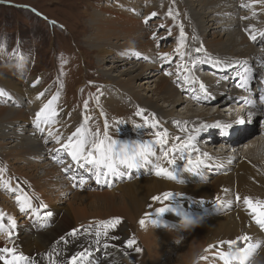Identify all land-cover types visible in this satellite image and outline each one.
<instances>
[{"label":"rangeland","instance_id":"1","mask_svg":"<svg viewBox=\"0 0 264 264\" xmlns=\"http://www.w3.org/2000/svg\"><path fill=\"white\" fill-rule=\"evenodd\" d=\"M188 1L191 3L190 0ZM188 1L187 0H0V90H3L4 92V95L0 96V106L10 107V108L16 107V109L24 110L25 115L27 114L25 118L20 117L18 121L13 120L12 118L11 120L7 118H3L4 120L3 119L0 120V130H1L0 139L2 141L7 142L8 139H6V137H3L2 133L5 132L7 136V134L9 135L8 132H14L16 140L15 139L12 140L13 143L18 144V143L28 142L30 140L34 141V139H36V141H39L40 143V146L36 144L37 149L33 151V150H29L28 148L24 149V147H19V148L15 146L9 147L11 144L9 143V141L8 144H4L5 142L2 143L0 140V166H1V162L3 161L4 163L8 164L11 170L13 169L16 171V173L22 174L25 178L31 180L33 187L37 189V192L42 197L43 201H40V203L46 202L47 204H50L48 211L52 212V215L46 217V219L41 214L40 216L44 218L43 220L41 219L38 221L30 220L29 222H35V223L27 226L28 224L27 211H21L20 208H18L17 205L14 202H12L13 194L6 191L0 192L1 195L0 213H2L5 217L4 230H0V248L3 247L12 248L14 246V248L17 250H23V249L26 250V246L25 244H23V238H22L23 232L27 231L31 234L30 236H33L34 238H38V235L40 233H43L44 231L46 232L54 228L55 224L61 219L63 215L62 212H65V210L68 208L69 202L73 200L72 195L74 192H71L72 194L68 193L67 195H64L63 194L64 192L61 191L62 190L61 187L54 186L52 187L53 189L49 187V189L54 192V194L51 193V197L57 196L59 198H62L63 200H60V202L57 201V204L50 202L48 198L49 195L45 194L40 189H38L37 186L34 185L33 183L34 181L33 178L23 173L24 171L23 169H21V167H23L24 164L27 165L28 167V164L30 163L31 165L36 166L37 169L40 170L39 172L43 180L50 179L53 176L60 178L62 176H65L66 174V173H62V170L59 166L61 164L60 163L61 157L58 155V153L52 152L53 149H56L55 146L56 142L52 141L51 140L52 137L46 134L43 130H40L42 129L41 127H43L41 124L39 127L37 124L32 122L30 115L36 114L37 111L36 110L34 111L33 109L34 103L31 100L30 95H33L36 92H38L39 94L44 93V95L40 97L42 100H47V101L54 95L58 97L57 100L55 101V106L52 108L53 111L59 108L56 111L57 114L55 115L56 116L55 122H57V119L60 118V123L59 125L56 126V128L59 127V130H61L62 132L68 131L66 133L61 132L59 135L61 137H68L72 132L75 131L74 130L75 126H73L72 124L76 122V119L80 120V123L82 122L77 127H82V130L88 127L89 128L88 130H90L91 133H95L97 130H99L101 138H103L102 136L104 132L105 121L109 126L108 128L109 134H112L113 137L116 138L117 140L122 139V141H125V139L128 140L131 139L129 137L135 138L136 135L138 134H145L146 130L144 127L137 129L135 125L136 124L143 125L145 124V119L152 117L158 121L159 120L158 117L163 115L156 110L150 109L145 103L138 101L133 94H130V96H128L119 93L118 87L114 82L112 83L107 82L108 78L109 79L111 78L110 75L107 74L108 68L113 66L112 64H114L113 62L114 60H119L118 56H123V60H119L120 62H123L124 60H131L132 62L129 65L123 64L124 65L123 67L117 68L116 69L117 71H115L113 75H117L119 73V70H123L124 68L130 66H133L134 74H136L137 73L136 69L140 66V61H141V57L139 56L142 57L145 56L144 52L141 51L147 50L148 47H150L151 49L154 47L156 49L155 44L157 43H159L158 44L159 51L161 50L163 53H167L168 55H171L172 53L171 54L169 53L170 51H172V49L175 48L176 43L174 41L175 37L173 36H169V37L167 36L166 39L163 38V36H166L165 34L168 32V29H175L177 35H181V33H179L180 27L185 28V26L192 25V28L189 29L185 28L188 33L194 34L193 37L188 36V40L190 39L189 43L194 44L192 46L196 47L200 42H202V40L204 41L203 33H201L200 31L202 29V26L201 24L200 25L198 24L200 23V21L198 18H195L194 16L195 14L194 15L192 14L193 11L192 13L190 12L192 7L189 6ZM239 2L241 3L239 4ZM180 5H183V8L185 6V8L183 9L179 7ZM242 5H248V6L244 7ZM249 5L250 2L248 3L245 0H219L217 1V3L214 4V7L212 4V6L210 5L205 10V11H209L211 9H216V6L218 7V11L220 10L219 8L221 7L222 8L233 7L236 9V13L235 10L233 9L234 14H237L238 10H243L248 15L244 17L240 22L238 21L240 24H238L236 28L234 27L235 30H232V32H235L236 41L238 43L237 46L240 49V51L237 50L236 53L233 54L231 53L232 51L230 52L229 50L226 49H218L216 51H212V54H210L209 50L205 47V43H203L201 47L197 48L199 49V52L197 51L196 48L191 47L192 48L191 54L195 55L196 57L198 56L202 57L204 59L203 61L200 62V65L202 67L204 66L203 69H207L206 71L201 70L202 71L201 74L207 76L206 79H208L209 77L211 79H214L213 77L215 78L217 77L218 79L220 78L222 80V76H224L225 73L229 72V68L233 71L238 70V64L235 63L240 62L241 61L240 59L243 60L246 58L243 55L242 57L239 58L238 56L235 57V55L241 54L240 53L241 51L246 50L245 47L248 48L246 51L247 53L246 52L244 53L246 54V56H248L247 60L254 59L255 61L256 60L258 61L260 54L264 55V44L260 42V39L258 37L255 41L250 39V33L256 35V31L253 27V21L254 22L257 21L256 24L259 23L260 26H263L264 15H260L257 13L254 15L252 14V17L249 16L253 11L252 6H254L253 4L250 6ZM173 12H175L176 15ZM150 13L151 14L156 13V15L155 16L146 15ZM220 13H223V16H226L227 14L232 13V11L228 12L225 10H221ZM179 14L180 16L178 18L177 15ZM165 15H166V19L164 17ZM168 15L170 18L168 17ZM231 15L232 14H229L227 17L235 18V20L238 18V16H234V15L231 16ZM188 16L190 17V19H188ZM138 19H140L141 22L140 21H138L137 23L134 22L135 20ZM217 19H219V17ZM104 20L106 22H104ZM172 20H174L175 23ZM110 22H113L114 24ZM117 22L119 25L116 24ZM124 22H130V23L132 22V24H138L141 29H144V31L147 30L150 32L151 30L153 32L152 41L154 44L149 40V38L147 39V44L142 46L143 48L134 47L138 44L137 42L135 44V39H132L131 41H129L130 43L129 42L127 43V44H132L131 48L126 49V51L130 56L129 59H126V57H124L125 54H123L121 51L124 50L121 49L123 47V42H125L124 44H126L128 37H130V32L125 31V29L124 30L120 29V24L121 23L123 24ZM155 22L160 24V27H158L157 29H153V27L156 26ZM104 23H106V25ZM248 23L251 25L247 26ZM101 25H105L107 27V29L105 30V32H107L105 33L107 36L106 38L102 36L98 37L101 33H104L99 29ZM116 26H118V29H120L118 30L120 34L119 36H117L118 34H116L112 37L113 39H110L111 35L114 33V31L117 28ZM198 26L200 29L197 28ZM194 29L196 30L195 32ZM222 30H223L222 33H228V32L231 33V30L229 29L223 28ZM127 33L129 35H126ZM186 33L183 36L184 38L187 39ZM157 37H158L157 41L154 40ZM98 41H103L104 43ZM109 43H112L113 45H115V47L111 48ZM227 43L229 42H226L225 45H227ZM250 47H253V49H251ZM158 49L156 50L158 51ZM176 49L177 48H175L174 50L175 52ZM177 57L180 56H176L173 60L164 61L162 65L158 66L157 64L156 66L153 67L150 66L146 69V71L141 72L138 76L153 77L154 75H156L154 76V79L156 78L158 79L162 75L165 76V74H167L168 72L173 71L170 69V67L173 65V61L176 60ZM211 57L215 58V60L217 61L224 63L226 68L222 72H217V71L213 72L208 70V67H206V65H208L209 67L210 65H213L215 68L217 67L216 64L209 61ZM261 59L262 61L264 60L263 58ZM163 65L166 66L163 67ZM232 65L234 66L233 68L231 67ZM161 68L164 70H162ZM153 70H156L155 74L152 73ZM232 75L233 72L231 76ZM175 76L176 75L172 74L171 76H168V78L174 81ZM231 76L226 78L230 79ZM12 81H14V83L16 84H11ZM224 87H226V85H224L223 83L221 84V82L216 84L217 90L222 88V91H224L223 92L224 95L222 97L219 98L218 94L213 92L214 96L218 97L216 100L212 98L209 99L201 98L199 100H196V103L194 102L196 104L194 106L190 103L191 99L193 98H191L190 100L187 99L188 91L183 90L180 92L179 90L180 93L179 95L182 96L183 99L189 100L188 102H183L177 108L176 115H178L179 117L185 116L184 112L187 111L188 106L190 104V106L193 107L192 109L193 113L199 112L202 109L204 110V112L205 111L207 113L209 112L208 113L210 115L209 120H211V125L213 128L220 129L222 128L223 125H229V123L227 122L229 120H230L229 122L232 121L236 122L240 119L244 120L243 124H239L236 127L230 125L226 134H224L221 130H219V133L216 130L214 131L215 134H213L212 131H210L211 130L210 128L203 127V130L200 131L201 137L199 141L202 145L201 148L213 147L211 149H214L215 151H220L222 149H225L226 148L225 146L227 144L225 142L226 141L225 139L228 138L230 134L231 136L229 138L234 139L235 142H237V144L241 146L242 144L240 143L247 141L250 138V136L255 134L250 138V140L254 141L257 139V137H259L260 133L263 135L262 131L256 134V132L258 131L257 121L254 119V117H252L251 119L248 118V114L251 111L246 109L245 102L244 103L237 102L236 99L230 98L231 96L235 95V92L237 91H233L234 93L231 94L229 92L230 89L228 88L223 89ZM143 92L145 91H142V93ZM222 98L224 100H221ZM112 100L115 102H110ZM85 102H87V107H85ZM57 103H60L59 107ZM160 103L164 104L163 102ZM219 107L221 108L218 109ZM227 108L228 109L232 108L233 110L228 111ZM138 109H142V110L146 109L147 112L144 113V116L142 115L137 116L136 112ZM239 113L241 114L239 115ZM47 114L49 116H52L50 113ZM215 115L218 116L221 115L223 119L220 116L219 119V117ZM68 116H71L70 118H72V119L69 118L70 121L69 120L67 121L70 124H67L66 120H64L67 119ZM91 116L93 121L90 122L88 120L91 118ZM200 116L202 117V115ZM118 119H121V121L118 122ZM200 119L198 123L199 126L197 125L198 129L202 128V126L204 125H207L206 117H202ZM10 122L13 123L9 125ZM217 124L221 125V127L220 128L216 127L215 125ZM242 125H244V127L240 129ZM36 126L37 128H35ZM262 126L263 123L260 125L259 128L260 130L262 129ZM158 128L162 130V128L159 127V125ZM177 137H179L181 139L180 142H182V139L187 140L189 136H187V138L184 139L183 136L176 135V137H174L173 139H168L169 142L164 146L163 150H169L173 147V145H176L177 148H179V140L177 139ZM210 138L213 139L212 142H209ZM136 139H141L140 141L143 140L140 137H136ZM214 146H216V148H214ZM41 149H44L45 150L44 152L48 151L50 154L47 156H45L44 154L39 155ZM243 150H245V148H243ZM11 151L16 154V157H14L13 154H11L12 153ZM262 151L264 153V149ZM179 152H180L179 150L175 152H170V155L177 156L181 153ZM228 152L232 153V151H228ZM54 154L56 159L54 161L52 160V162H54L55 166L49 169L50 172L40 169L39 165L44 164L46 158L53 157ZM218 155L219 154L217 153L208 154L206 155V157H208L209 160H211L212 162L215 161V166H217L219 165V162H216ZM20 157L21 159L18 160ZM229 158L230 156L228 157V159ZM37 159H39L40 161ZM67 161L68 162H66V166L72 164L69 162V160ZM215 166L213 168L208 169L207 172H205L204 170L201 172L205 177L204 180L208 179L206 181H210L211 183H214L216 177L222 175V172L218 171L216 173L214 171V169L216 168ZM19 169L22 170L23 172L20 171ZM124 172L126 173L127 170H125ZM134 172H137V170L136 171L134 170ZM49 173L50 176H47ZM190 174L194 175L193 171ZM202 176L199 174V177ZM194 177L191 176L188 177L187 179L185 178L180 183H188V184L189 182L192 183L194 182L193 179ZM167 181L172 183V181L169 180ZM134 182L135 181L132 180V183ZM71 187L73 190L77 189L72 185ZM93 189H99V188L97 187L96 184H94L92 179L89 183L83 185V190L87 191ZM172 190H167L164 192H171ZM120 193H118L117 195H119ZM163 193L159 195L162 197ZM179 194L180 195L178 197L175 196V199H180L181 196H183V198L187 202L186 208L192 209V211L188 214L191 216L193 211H196V213H198L197 217L199 216L198 221L207 220L208 218H212V217H218L217 215L220 214H216L215 210L219 211L220 205H223L225 203H228L231 209H234L232 206L233 199L221 203L219 200V203H217V198H216L215 203H217L218 208L215 209L216 205L212 203V198H208V197L206 198V196L204 198H197L187 193L185 194L179 193ZM117 199L118 201H120L121 200L120 196L117 197ZM162 200L163 199L158 201L159 205L166 204V202ZM84 201L85 200H82L77 204L78 205L80 204L81 207L84 206L91 207L92 209L91 211H98V209L99 211H102L110 208V207L106 208L103 205L101 206L100 203L97 202L89 203ZM260 202H263L262 199ZM159 205L157 204L153 208L152 207L146 208V210L150 212L149 215L151 214V212L155 211L158 208L157 206ZM167 206H169V204ZM7 207L9 209L11 207L13 211L15 208V214L17 215L16 216L17 219H15L13 213L10 210H8ZM203 208H206V210L203 211ZM245 216L247 218L244 221L243 230L250 231L253 217L250 214H247ZM8 217H13L16 221V227L13 229L14 231L12 230L11 238H9L8 236V228H7ZM141 217H143L142 213L138 217L137 223H131V224L127 223V220L124 221L120 217L121 223L118 225V228L116 230L110 229L108 232L110 235L106 236L107 238L110 239V241L113 242L111 247L116 248V250H121L123 246L124 248L126 247V250L124 249V257L129 259L130 261L126 264H151L152 262L148 259V250L146 249L145 245L143 244V241L141 240L142 238L140 236V231L143 233H149L150 231L159 229L161 227L162 230L176 232V233L173 232L175 235L162 234V237L159 240L158 244L160 246H158V251L160 252V254H163L161 264H164L163 261H167L166 263H168V258L170 264H178V260H177L178 248L186 239L187 235L185 236V232H187L186 231L187 228L191 224L193 225V223L196 224V222L198 221L195 220L197 219L194 220L191 219L189 221L190 224H186V225L171 224L169 222L161 223L160 222L162 220L161 219L158 222V225L156 224L150 225L145 223V225L142 227L139 223ZM109 218L112 217H108V218L93 217L91 219L89 218V219L77 221L76 220L77 218H75L74 216H69L66 223L70 228L67 229V231L70 230L71 228L73 229L76 227L79 230V228L83 226V228L79 230V232L76 235H80L81 232H87V233L89 232L92 233V235H88L87 237L91 239V237L94 236L93 233L95 232L96 229L95 227L93 228L85 227V224L87 223L94 224L97 221L100 220L103 221V219L107 220ZM170 228H172L173 230ZM64 233L61 236L65 238L63 241L64 242L63 246L59 244L58 241H60L61 238L58 237L59 239L57 238L52 243L51 245V248L53 247L52 249L49 246L48 248H44V250L39 249L37 251H32V252H29L27 250L26 251L29 252V254L31 253L30 254L31 257L32 255L34 257L40 255V257L44 259L45 257L55 258L57 256H62L64 255L65 249L72 248L70 254L73 255V253L75 254V249L73 245L66 240ZM241 233L242 232L239 231V234ZM237 234L238 233L232 236V240L225 238L221 240H216V242L210 246L207 245L204 246L201 250V254L197 257V259L202 264H246L247 259H249L248 263L250 264L254 263L253 260H255L254 258L258 256L259 254L258 252H260V250L253 249L251 252H249L250 256L243 259L240 256L241 254L237 250L239 249L238 247L239 243L245 244V242H243L242 239H238V238L244 236L249 237V235H247V233L244 236H240ZM112 236L114 237L113 240H111ZM104 237L105 236L102 235L100 238L104 239ZM128 239H134L136 241V243L131 248L127 247L126 241ZM120 240H122V242L120 243V246H118L119 244L118 241ZM228 241H237V242L235 243V245L234 244L229 245L227 243ZM247 241L250 243L249 240ZM137 247L142 249V251L137 252L135 250ZM98 249L99 248L95 247L93 248V250H90L88 252V254L84 258V264H101V261L106 260L107 258V253H108L107 251H110L112 248L108 247L106 251L98 250ZM59 252L62 255H60ZM68 253L69 252H66V254ZM228 253H232V255L230 257H226L225 254ZM197 259L195 260V262L197 261Z\"/></svg>","mask_w":264,"mask_h":264},{"label":"bare ground","instance_id":"2","mask_svg":"<svg viewBox=\"0 0 264 264\" xmlns=\"http://www.w3.org/2000/svg\"><path fill=\"white\" fill-rule=\"evenodd\" d=\"M190 1H191V3L188 1L189 6L192 7L190 12L192 13V11H193L192 14L193 15L195 14L194 15L195 18H198L200 21V23H198V24L199 25L201 24V26H202V29L200 31H201V33H203L204 41L202 40V42H200L198 44V46H196V47L192 46L194 44L189 43L190 39L188 40V36L193 37L194 34L188 33L186 31V29L192 28V25L185 26L186 29L184 27L183 28L180 27V29H179V33L183 32V34H185L187 32L186 33L187 39L184 38V36L177 35V33L175 32V29H168V32L165 34L166 36H163V38L166 39L167 36L168 37L169 36L175 37V40H174L176 43L175 48H177L176 52H179L177 54H171L172 51H170L169 54H171V55H168V60H173L176 56H180V57H182L183 60L188 61V62H192L194 60H199L202 57L193 56L191 54V52H192L191 47H194L197 49L198 47H201V45L203 43H205V47L209 50V52L211 54H212V51H216L218 49H226V50H229L230 52L232 51L231 53H233V54L236 53L237 50L240 51V49L237 46L238 43L236 41L235 32H232V30H235L236 26L238 24H240L239 22L244 17H246L248 15L243 10H238L237 14H234L233 9L235 10V13H236V9L233 7H229V8H226V7L222 8L221 7V8H219L220 10L218 11V7L216 6V9H211L209 11H205L210 5L212 6V4L214 7V4L217 3V1H219V0H215V2H214V0H190ZM245 1H247L248 3L250 2V5H252V3L254 2V6H252L253 11H252L251 15H249V16L252 17V14L254 15L257 13L260 15H264V3H260V2H258V0H245ZM143 3H145V2H143ZM240 3L241 2H239V4ZM182 4H183V2H182ZM179 7L183 8V5H180ZM184 8H185V6H184ZM221 10H225L228 12L232 11V13H229V14H232L234 16H238V18L236 20H235V18H228L227 16L229 14H227V15L224 14L226 16H223V13H220ZM173 13L176 15L175 12H173ZM180 14L177 15L178 18L180 16ZM146 15L150 16L151 13L146 14ZM162 15H160V16H162ZM126 17H127V15H126ZM164 17L166 19V15ZM168 17H169V15H168ZM218 17H219V19H217ZM188 19H190L189 16H188ZM109 20H110V18H109ZM111 21H113V20H111ZM138 21H140V19L135 20L134 22L137 23ZM172 21L175 23L174 20H172ZM104 22H106V21L104 20ZM132 22L131 23L130 22H124L123 24L122 23L120 24V29H123V30L125 29V31L130 32V37H128L126 44H124L125 42H123V47L121 48V49H124L121 51L123 54H125L124 57H126V59H129V57H130L128 52L126 51V49H129L132 47L131 46L132 44H127V43L129 41H131L132 39H135V44H136V42L138 43L134 47L143 48L142 46L147 44L148 38L153 43V41H152L153 32L151 30H150V32L147 30L144 31V29H141L138 24H132ZM256 22L253 21V27L254 28H255ZM110 23L114 24L113 22H110ZM104 24L106 25V23H104ZM116 24H118V22ZM155 24H156V26H154L153 29H157L158 27H160L159 23L155 22ZM105 25H101L99 27V29L101 31H103L104 33H101L98 37H100V36L105 37V38L107 37L105 34V33H107V32H105L107 27ZM249 25H251V24L248 23L247 26H249ZM109 26H110V24H109ZM116 27L117 28L114 31V33L111 35V37L109 35L110 39H113L112 37L116 34H118L117 36H119L120 33L118 32V30H120V29H118V26H116ZM197 28L200 29L199 26ZM223 28L231 30V33H229V32L228 33H222ZM100 30H99V32H100ZM195 31L196 30L194 29V32ZM126 35H129V34L127 33ZM157 39H158V37L155 38L154 40L157 41ZM106 40H108V39H106ZM98 42L104 43L103 41H98ZM184 42H185V44H184ZM226 42H229V43H227V45H225ZM158 44L159 43L155 44L156 49L159 48ZM101 45H99V46H101ZM109 45L111 48L115 47V45H113L112 43H109ZM175 48H174V50H175ZM250 48L253 49V47H250ZM156 49L154 47L152 49L150 47H148L147 50L141 51V52H144L145 56L142 57V56L138 55L139 57H141V61H140V66L136 69L137 70L136 74H134L133 66H130V67L126 66L127 68H124L123 70H119V73L117 75H113V73L115 71H117L116 70L117 68L123 67L124 66L123 64L129 65L132 62L131 60H124L123 62H120L119 60H123V56H118L119 60H114L113 61L114 64H112L113 66L108 68L107 74L110 75L111 78L110 79L108 78L107 82L108 83L114 82L116 84V86L118 87L119 93L125 94L128 96H130V94H133L137 98L138 101L145 103L150 109L156 110L159 113H161L164 117L163 116H159V117L157 116L159 118L158 121H160L158 125H159V127L162 128V130H167L169 139H173L174 137H176V135H181L184 137V139H186L187 136H189V134L192 133L191 129L188 126H192L193 129L197 128V125L199 123V119L202 117H206L207 127L211 129L210 131H212L213 134H215L214 131H216V130L218 131V133H219V130H221L224 134H226L228 129L225 131L223 126H222V128L219 127L220 129L212 127L211 120H209L210 119L209 118L210 115L208 114L209 112L208 113L206 111L204 112V110L202 109L199 112L193 113V110H192L193 107L190 106V104H189L188 109L186 111L187 113L184 112L185 116L179 117L178 115H176L177 108L183 102H188L192 98V97H188L187 99H189V100L183 99V97L179 95L180 93H179V90L177 89V87L182 85V84H183V87L189 86L186 82H184V74H185L184 68L181 69V72H180L181 80L177 76H175L174 81H172L170 78H168V76H163V75L160 76L158 79L157 78L154 79V76H156V75H154L153 77L138 76L141 72L146 71V69L148 67H150V66L153 67V66H156L157 64L159 66V63L162 64L164 61H166V60L161 58V54H164V53L161 50L159 51V49H158V51H157ZM245 49L246 50H243L240 52L241 54L235 55V57L238 56V58H239V57H242V55H243L247 59L248 56H246V54H244V53L247 51L248 48L245 47ZM134 50H136V49H134ZM106 52H107V50H106ZM237 53H239V52H237ZM180 57H177V58L180 59ZM240 60H241V63L243 64L242 67L239 66L240 72L245 71L246 68L250 69L249 73L251 75H253L255 79L259 78V80L264 81V60L262 61V59H261L260 64H255V62L252 60H250L249 62L248 61L245 62V59H243V60L240 59ZM237 63L238 62H236L235 64H237ZM233 65H232V67H233ZM186 68L188 70L192 69L191 67H186ZM170 69L174 71L176 69L175 65L173 64L170 67ZM162 70H164V69H162ZM155 71L156 70H153L152 73L155 74L156 73ZM232 71L233 70H231L229 68V72L225 73V75L222 76V80L226 85L225 89L226 88L230 89L229 92L231 94L234 93L233 91H236V87L233 85L228 86L226 77H230ZM161 72H163V71H161ZM186 75H188V72L186 73ZM200 75L204 78L205 82H207V84H208L207 92H215L216 93V91H217L216 84L220 83L221 79L220 78L218 79L217 77H216L217 78L216 80L211 79L210 77L208 79H206L207 76H203L204 74H200ZM192 78H195V76H193ZM213 78H215V77H213ZM178 79H179V81H181V83L177 82ZM11 84H16V83H14V81H12ZM197 86L198 85L189 86V92H190L191 96L194 95L195 98L201 99V97L199 96V93L197 92V89H198ZM142 91H145V92L142 93ZM244 93H245L244 91L241 92V94L243 96H246V97L249 96V95L244 94ZM30 96H31V100L34 103V108H33L34 111L35 110L38 111L41 107H43V105L45 103L48 102L47 100H42L38 92H36ZM196 100L191 99L190 103L194 106V105H196L195 104ZM221 100H224V99L222 98ZM110 102H115V101L112 100ZM160 102H163L164 104H161ZM57 105L59 107L60 103H57ZM216 105H219V104H216ZM54 106H55V101L53 102L51 108H53ZM220 108L221 107H219L218 109H220ZM234 108H236V107H234ZM58 109H56L54 111L56 112ZM229 110H233V109L230 108V109H228V111ZM240 114L241 113H239V115ZM26 115L24 113V110L16 109V107L10 108V107H1L0 106V120H2L3 118H7V119L11 120V118H12L13 120L18 121L20 117L25 118ZM200 115H202V117ZM32 116H35V118L32 119V122L37 124L39 127L41 124L43 126L41 128L45 130L46 134L49 135V132H51L52 133V135L50 136V137H52L51 140L56 142L57 135L59 136L60 133L62 132L61 130H59V127L56 128V126L59 125V123H60V118H58L57 122H55L56 116H50V119L48 121H42L41 122V121L36 120V114H34ZM215 116H218V115H215ZM219 116L222 118L221 115H219ZM8 117H10V118H8ZM70 117L71 116H68L67 119H64V120H66L67 124H70L69 122H67ZM220 117H219V119H220ZM164 118H166V119L163 120ZM70 119H72V118H70ZM15 121H13V122H15ZM229 121H227V122L229 123V125H232L233 127H236L239 124H243V123H237V122H233V121L229 122ZM13 122H10L9 125L12 124ZM177 122H179V123H177ZM81 123H80V120L76 119V122L72 125L75 126V129H76L77 126ZM178 127L180 129L179 132L177 131ZM243 127H244V125H242L240 127V129H242ZM85 129H89V128L86 127ZM85 129H83V130H85ZM5 130H6V128H5ZM260 131L263 132V135L261 133H260L261 135L259 134V137H261V138L257 137V139L254 141L248 139L247 141L240 143V144H242V146L238 145L234 139L226 138L225 139L226 140L225 142L227 143L225 146L226 148L222 149L220 151H215L214 149H211L213 147L201 148L202 147L201 143L196 140V142H195L196 144L194 145V147H189L187 149V151L184 153L183 158H186V160H191L193 163H195L197 161V159H199L200 161H202V163H200V165L196 171H193L194 175L190 174L192 171L183 170V168H181L183 172L182 173L175 172V175L177 177V179H175V180L166 178L164 176L155 175L154 165L153 164H145L144 166L137 168V172L128 171L126 173L124 172L125 174L122 177H110L107 184H105L103 181L97 183L96 180L93 179L94 184H96L97 187H105L106 189H103V188L100 189L99 188V189H93V190H87V191L86 190L80 191L77 189H74V190L72 189V187L70 185L71 181H68L66 176H62V177L59 176L60 178L53 176L50 179L43 180V178L39 172L40 170L37 169L36 166H33L29 163L28 167H27V165L24 164V166L21 167V169H23L24 172L20 169L19 170L22 171L23 173L29 175L31 178H33L34 185H36L37 188L40 189L42 192L49 195L48 198H49L50 202L57 204V201L60 202V200H63V199L59 198L57 196L51 197V193L54 194V192L51 191L49 189V187H51V188L54 186L61 187L62 188L61 191L64 192L63 193L64 195H67L68 193L72 194L71 192H74V193L72 195L73 200L69 202L68 208L65 210V212H62L63 215H62L61 219L55 224V227L46 231V232L44 231L43 233H40L38 235V238H34L33 236H30L31 234L27 231L23 232V235H22L23 244H25L26 250L29 252L37 251L39 249L44 250V248H48L49 246L51 248L52 243L58 237L61 238L63 233L66 232L67 229L70 228V227H68V225L66 223L69 216H74L75 218H77L76 219L77 221L85 220V219H89V218L91 219L93 217H101V218L121 217L124 221L127 220V223L131 224V223H137V219L142 213L143 217H141V219H144V217H145L144 220L146 221V223L152 225L153 223H151V220L157 218L156 211L151 212V214L149 215L150 212L147 211L146 208H150V207L153 208L157 204L159 205V203H158V201L152 200L151 197L157 196V195L163 193L164 191L173 189L172 191H175L177 193H182V194L187 193V194H189L193 197H197V198H204L205 196H206V198L207 197L212 198V203L214 205H216L215 209L218 208L217 203H215L216 198L220 200V203L233 199L232 206L234 208V209H231V207L229 206L228 203L220 205L219 211L215 210L216 214H220V215H217L218 217H212V218H208L207 220H202V221H198L199 216L197 217L198 213H196V211H193L191 216L188 214V212H183V210H180L179 212L169 210V211H166L163 214H161L159 216V221L162 219L160 221L161 223L169 222L171 224H182V225L185 224L186 225V224H190L189 221L191 219H193V220L197 219L195 221H198V222H196V224H194L192 222L193 225L191 224L187 228V230H186L187 232H185V236L187 235L186 239L179 246L178 252H177L178 264H202L197 259V257L201 254V250L204 246H206V245L210 246L213 243H215L216 240H221V239H225V238L232 240V236L236 235V233H238L237 235H240V236H244L247 233V235H249V238H250L249 239L250 245L253 246V249H259L260 250V252H258L259 253L258 256H256L254 258L255 260H253L254 263H252V264H264V225H261L260 223L257 222L259 219L264 218V217H261V215H260V213L262 211H264V157H263L264 153L262 151L264 149V143H263L264 142V123H263L262 129ZM66 132H68V131H66ZM66 132H62V133H66ZM8 133H9V135L7 134V136H6V133L4 132V133H2V136L6 137V139H8V141H9V143H11L9 147H12V146H15L17 148L24 147V149L28 148L29 150L35 151V149H37V145L40 146L39 141H36V139H34V141L30 140L28 142H23V143H18V144L13 143L12 140L15 139L14 132H8ZM230 136H231V134H230ZM59 138H60L61 143L65 142L67 139V137H61V136H59ZM140 140L141 139H136V140H134V143H136ZM178 140H179V145L183 144L186 141V140L182 139V142H180L181 141L180 138ZM8 141L5 142V141L1 140L2 143L5 142L4 144H8ZM129 141L130 140L123 141V142H124V144H127V142H129ZM142 141H147V140H142ZM59 145L60 144H58L56 142L55 146L57 147ZM214 148H216V146H214ZM243 148H245V150H243ZM153 150L156 152V157H150V159L154 163H156L157 157L162 156V150H161L159 145H154ZM44 151H45L44 149H41L39 155L44 154L45 156H47V154H49L48 151H46V152H44ZM165 151H167V150H165ZM228 151H232V153H229ZM214 152L219 154L217 156V159H216V162H219V165H217V166H215V161L212 162L205 155V154H207V155L208 154H215ZM11 154H13V156L16 157L15 153L12 152ZM260 154H263V155H260ZM229 156H230V158L228 159ZM172 158H175L176 161L178 162L179 159L181 158V153L177 156H171L169 154V159H172ZM20 159H21V157L18 160H20ZM37 160H39V159H37ZM52 160L54 161L55 159L53 157H47L45 163L39 165L40 169H43L47 172H50L49 169L53 168L55 166L54 162H52ZM160 162H161L162 166L167 167L169 169H171L173 167L172 165H168L166 160H163ZM214 166L216 167L214 169V171L216 173L218 171L222 172V175L217 176L216 179L214 180V183H211L210 181H206L208 179L204 180L205 177L201 172L203 170L205 172H207L208 169L213 168ZM25 168H26V170H25ZM232 169H234V170H232ZM125 170L126 169H123V168L121 169V171H125ZM229 171L231 174L229 173ZM45 174H47V173H45ZM60 174H61V172H60ZM199 174L201 176L202 175L203 176L199 177ZM47 176H50V173ZM129 176L131 178H129ZM191 176L192 177L195 176L193 178L194 182H192V183L189 182V184L188 183H180L183 179H185V178L187 179L188 177H191ZM132 180L135 182L132 183ZM167 180L172 181V183L168 182ZM117 192L118 193L121 192V193L119 195H117L118 194ZM63 194H62V196H63ZM119 196L121 199L120 201H118V199H117V197H119ZM0 197H1V195H0ZM243 197H250L251 198L253 205L257 209V211L255 213H253L251 207H249L248 204H245ZM261 199L263 202H260ZM82 200H85L84 202H89V203L90 202H94V203L97 202V203H100L101 206L103 205L106 208L107 207H110V208L106 209V210H102V211H99V209H98V211H91L92 210L91 207H86V206L81 207L80 204L79 205L77 204L78 202H80ZM161 205L162 204H160L157 207H160ZM169 205H170V203H169ZM203 211H204V208H203ZM14 213H15V208H14ZM144 214H146V215H144ZM247 214H250L253 217V221H252L250 231L243 230L244 221L247 218L245 215H247ZM155 224L158 225V223H155ZM21 229H22V227H21ZM170 229H172V228H170ZM239 231L242 233L239 234ZM173 232L174 231L162 230L161 227L159 229L152 230L149 233H143L140 231V236L142 238V239L141 238L140 239L143 241V244L145 245L146 249L148 250V259L152 262L151 264H161L162 263L163 254H160V252L158 251V246H160L158 244L159 240L161 239L162 234L175 235L174 233H176V232H174V233ZM88 235H92V234H89V232L88 233L87 232H81L80 235H74V236L68 237V238H66V240L69 241L73 245V247L75 249V253L81 252V251H86V255L88 254V252L90 250H92L95 247H98L100 250H104V251H106V249L108 247L112 248L110 251H107L108 252L107 258H106V260L101 261V264H126V263L130 262L129 259L124 257V249L126 250V247L124 248V246H123V248L121 250H116V248H113V247H111V245L108 244L107 241H110L109 238L103 239L100 243H97L96 237H94L95 240H92V239H89L87 237ZM123 239H126V238H123ZM122 240L118 241V243H119L118 246H120V243L122 242ZM63 241L62 240L58 241L59 244H61V246H63V243H64ZM105 245H107V247H105ZM248 246L249 245H245L244 243H242V244L239 243V245H238L239 249H242V248L245 249ZM54 249H56V248H54ZM64 251H65L64 255H66V256L62 255L59 252L60 255H62L64 257H62V256H57L55 258L54 257L53 258L45 257L44 259L49 263H51L52 261H56L59 264H67L66 262H67L68 258H70L72 256L70 254L72 251V248H67ZM127 251H128V249H127ZM66 252H69V253L66 254ZM73 255H74V253H73ZM240 256L244 259V258L249 257L250 254L248 253V255L246 257L242 256V254ZM63 258H65L66 262H65V260H63ZM196 259H197V261L195 262ZM0 262H1V264H4L2 261H0ZM163 262H164V264H170L169 258H168V263H166L167 261H163ZM24 263L25 262H23V264ZM46 264H48V263H46Z\"/></svg>","mask_w":264,"mask_h":264},{"label":"snow or ice","instance_id":"3","mask_svg":"<svg viewBox=\"0 0 264 264\" xmlns=\"http://www.w3.org/2000/svg\"><path fill=\"white\" fill-rule=\"evenodd\" d=\"M260 3H264V0H258ZM247 7L248 5H242ZM152 16H155L156 13H152ZM162 27V26H161ZM183 32H181V36H183ZM260 36L264 38V32L260 33ZM250 39L255 41L257 36L250 33ZM199 51V49H197ZM161 58L164 60H168V54L164 53L161 54ZM217 63H221L217 61ZM189 70L185 67L184 68V82L189 85H194L197 83L194 80L189 79L186 73ZM250 69H245V78L242 79V82L238 85L241 88H245L248 86V80L246 79L247 73ZM181 72V65H177V73ZM171 75V73H167ZM180 82L179 79L177 81ZM199 89L201 92L204 93V98L208 99L209 94L203 82H199ZM194 90V89H193ZM4 95L3 90H0V96ZM40 96H43L44 93H40ZM57 96H52L47 103L41 107L36 113V120L37 121H48L50 116L47 113H51L52 116H55L57 113L52 110L51 106L54 101L57 100ZM261 104L259 105L258 110L261 113H264V96L260 97ZM85 107H87V102H85ZM253 108H257L255 103H252ZM143 110L138 109L136 112L137 116L142 114ZM256 115V112H250L248 114V118L251 119L253 116ZM237 123H244L243 119L236 121ZM179 123V122H177ZM147 125L149 128H157L158 122H154L149 124L148 120L145 119V124H136L135 127L137 129L143 128ZM216 127H221V125L217 124ZM203 127H207V125L202 126V128L196 129V133H199L203 130ZM230 125H223L224 130L226 131ZM108 124L105 121L104 125V132L103 138L100 136L99 130L95 133H91L90 130L85 129L82 131V127H77L74 132H72L66 139L65 142L61 143L60 138L57 135L56 142L60 144V147L57 149H53L54 153H66L68 157H70L71 161L80 168H86L87 171L91 174V178L95 179L97 183L103 181L105 184L108 183L110 177H122L125 173L121 171V169H135L144 166L145 164H152L153 161L150 157H156V152L153 150L154 145H159L162 150V156L157 157V162L154 164L155 175L157 176H164L169 179H177L175 172L176 168L175 165L177 163L175 158L169 159L170 152H175L179 150L181 152V158H183L184 153L187 151L189 147H194L192 141L195 139V135L189 136L187 140L179 145L177 148L176 145L167 151L163 150L164 146L168 144V132L167 130L163 131H156L154 133L155 140H148V141H138L134 144L128 145L124 144L123 141L113 139L108 131ZM52 133L49 132V136ZM179 139V137H177ZM207 155V154H205ZM56 158L55 156L53 157ZM166 160L168 165H172L171 169L162 166L160 161ZM202 161L197 159L195 163L191 160L187 161L184 167L189 171H196ZM71 170V165L64 169L65 172H69ZM129 178H131L129 176ZM72 179H77L75 176ZM86 181L83 178H80L79 183L82 186ZM75 186V185H74ZM174 193L171 192H164L162 197L160 195L153 196L152 200L159 201L161 199L170 200L175 198ZM245 204H248L251 207L253 213L257 211L256 207L253 205L252 200L250 197H243ZM17 203L20 204L21 211H33L34 215L40 216L43 215L44 218L49 217L52 215L50 211H47L48 206L46 204H41L38 209H32V205L28 202L27 197L21 201V197H17ZM202 203V202H201ZM217 203H219V199H217ZM180 211L179 205L176 207H172L171 205L167 207L157 208L155 211L157 213V218L152 219L151 223L155 224L159 222V216L166 211ZM261 217H264V211L260 213ZM5 217L2 213H0V230H4L5 224ZM261 225H264V218L259 219L257 221ZM121 223L120 217H113L107 220L99 221L96 225H89V228L95 227L94 235L97 238V243H99V238L103 236H107L110 229H115ZM140 225L143 227L146 223L144 219L139 221ZM16 227V221L13 217L7 218V228H8V236L11 238L12 230ZM78 230L73 229L72 234L74 235ZM87 231V230H85ZM92 234V233H89ZM65 238L61 237L63 241ZM238 239L242 240H249L250 238L247 236L240 237ZM237 241H228L229 245L235 244ZM136 241L134 239H128L126 241L127 247L131 248ZM107 247V245H105ZM137 252L142 251L139 247L135 249ZM253 250V246L249 245L245 249H238L237 251L242 254V256H247L249 252ZM226 257H230L232 253L225 254ZM86 256V251L77 252L72 255L67 260V264H84V258ZM11 257V259H9ZM30 258H26L23 253L17 254L15 251L14 246L12 248L3 247L0 248V261H4V264H19V262L28 261ZM31 264H35V261H32ZM51 264H55V261H52Z\"/></svg>","mask_w":264,"mask_h":264},{"label":"water","instance_id":"4","mask_svg":"<svg viewBox=\"0 0 264 264\" xmlns=\"http://www.w3.org/2000/svg\"><path fill=\"white\" fill-rule=\"evenodd\" d=\"M258 133H259V132H256V134H258ZM254 135H255V134H254ZM254 135H252V136H254ZM252 136H250V138H251ZM250 138H249V139H250Z\"/></svg>","mask_w":264,"mask_h":264}]
</instances>
